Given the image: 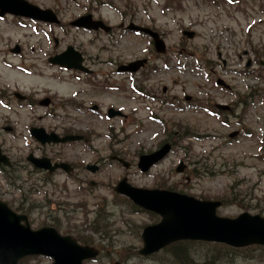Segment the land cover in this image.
<instances>
[{"label": "rangeland", "instance_id": "374dc122", "mask_svg": "<svg viewBox=\"0 0 264 264\" xmlns=\"http://www.w3.org/2000/svg\"><path fill=\"white\" fill-rule=\"evenodd\" d=\"M32 1L52 4V0ZM55 1L61 8L71 9L60 14L64 21L86 8L115 28L110 40L103 33L26 24L11 15L0 17V86L38 88V94L49 91L46 94L63 100L81 90L77 100L88 107L97 105L99 110L94 113L62 105L57 108V117L35 121L82 131L89 147L79 143L64 150L67 158L81 165L72 176L18 172L15 180L22 189L10 196L16 198L15 203L23 201L27 206L31 227L51 225L61 234L97 247L99 255L85 264H264V248L246 247L227 253L219 250L213 263L205 261L206 251L196 243L180 257L171 256L172 248L151 258L142 257L137 252L139 232L152 218L135 211L127 198L113 191L116 182L126 177L137 187L166 188L196 198L221 200L218 215L233 217L247 211L264 216V68L257 63L264 61V0ZM130 21L156 28L163 35L165 53L157 55L147 37L124 26L118 28L120 22L127 25ZM184 30L193 31V36H184ZM53 38L58 39V46ZM68 44L92 57L91 68L97 69V74L90 76L88 86L74 82L71 72L47 61L49 55ZM15 45L20 47L17 54L11 52ZM142 56L150 59L149 65L134 77L125 73L101 75ZM103 61L112 64H100ZM8 63L16 68L8 69ZM24 66L32 71L26 74L29 76L19 70H26ZM217 78L224 80L228 89L218 86ZM104 83L107 89L100 88ZM215 104L226 107L218 110ZM108 107L120 109L123 117L106 118ZM5 111L0 107L1 116ZM43 111L38 109L33 117L38 118ZM25 114L21 111L20 116L10 117L20 120L16 139L3 130L0 135V145L15 160L24 156L22 132L29 123ZM164 142L171 145L166 156L148 171H139L138 156ZM111 154L119 155L130 166L111 162ZM102 160L97 172L86 170L87 164ZM179 163L184 166L181 172L175 171ZM40 184L46 188L44 192L37 191ZM1 198L7 199L5 195ZM50 261L45 256H30L19 264Z\"/></svg>", "mask_w": 264, "mask_h": 264}, {"label": "water", "instance_id": "95a60500", "mask_svg": "<svg viewBox=\"0 0 264 264\" xmlns=\"http://www.w3.org/2000/svg\"><path fill=\"white\" fill-rule=\"evenodd\" d=\"M0 11V13L9 11L43 20L52 19L47 17L48 10L40 9L25 0H0ZM74 24L88 28L102 25L100 21H92L90 15L79 18ZM187 35L190 37L192 33L188 32ZM155 47L158 51L164 50L163 42L158 38L155 40ZM50 61L73 67L71 47L62 54L50 58ZM137 63L139 62L131 63L128 68L133 70ZM219 107L225 108V106ZM113 114L114 112L110 113ZM49 139L56 142L73 137L54 136ZM168 149L169 145L164 144L154 153L141 155L137 166L141 171H146L152 163L161 159ZM34 162L40 164V161ZM124 165L128 164L124 163ZM57 166L70 170L68 165L62 163L55 164L50 169ZM182 168L183 166L179 165L176 170L181 171ZM89 169L94 171L96 166H90ZM114 189L142 207L161 215L158 223L143 229V247L139 251L141 254L151 253L172 241L181 239L216 241L232 246L264 245V217L258 214L243 212L234 218L220 217L215 213L219 201L198 200L164 189L134 188L125 178H122ZM96 253L97 251L91 247L78 245L70 236L59 235L52 227L32 230L25 216L15 214L0 203V264H17L20 258L34 254L52 257L51 264H82L83 259L93 257Z\"/></svg>", "mask_w": 264, "mask_h": 264}, {"label": "flooded vegetation", "instance_id": "af4514ba", "mask_svg": "<svg viewBox=\"0 0 264 264\" xmlns=\"http://www.w3.org/2000/svg\"><path fill=\"white\" fill-rule=\"evenodd\" d=\"M31 3H34L36 5H38L40 8H46V9H50L51 13H49V17H53L54 21H42V20H38L37 18H33L30 16H13V18L17 19V18H21L24 21H29L30 23H39V24H45V25H51L53 27H59L60 26L62 28H65L66 26H69V28H72L76 31H84V32H96V33H103L104 37H106V39H113V35H114V26H109L107 29H96V30H90L81 26H76L72 24V21L81 16L82 14H92L94 11L92 9H84L82 14H79L77 17H71L70 15L67 17V20L64 21L61 19V15L63 12H70L71 9H63L60 7L59 3H57L55 0H52V4L51 5H43V4H37L32 0H28ZM58 1V0H57ZM9 14H3L1 16L5 17ZM13 15V14H12ZM92 17L97 18V19H101L100 17H95L92 15ZM102 20V19H101ZM103 21V20H102ZM106 25H108L107 22L103 21ZM138 25H141L139 23H136ZM150 27H153L150 25ZM118 28L123 29V22H120L118 24ZM140 34H144L142 32H140ZM53 42L55 43L56 46H58V39L57 38H53ZM69 45V44H68ZM74 47V49L78 50L80 52L81 55V59L80 62L82 64V66L87 68V71H83V70H77V69H71L69 71L72 72V77H73V81L77 82V83H83L85 86L90 83V76L91 75H96L97 74V69L95 68H91V62H92V57L87 55L85 53V50H83L82 48L74 45V44H70ZM64 49V48H63ZM63 49H59L58 51H55L51 54H58L60 53ZM79 54H77V57L80 56ZM76 56V54H75ZM146 62L143 64V67L146 68L149 65V58L146 57ZM103 65H110L112 64V62H107V61H103L102 63ZM102 71V70H101ZM117 70H112V72H109V70H107V72H101V75L104 77H108L110 74L115 73ZM34 76V75H31ZM77 79H74V78ZM88 86V85H87ZM40 89L38 88H31V89H21L19 90L18 88H7L6 86H0V107H2L3 109H6V111L4 112V116L0 115V135L2 134V130L3 132L9 136L12 137L14 139L17 138V130H16V125L20 126L21 129V125H20V120L19 118L16 121H13L10 119L11 116H20L21 111H23L25 114V119L29 120V123L26 122L24 124V129H23V136H24V140H25V144H24V151H23V158L21 160H15V158H12L11 153H9L2 145H0V156H5L9 162L8 169L16 171L18 169L21 170H26L28 167L31 168L32 171H36V172H41L44 173L45 175L50 176L55 174L56 172H62L63 170L61 168H57L54 170H50L49 167L52 166L55 163L58 162H66L68 163L71 167H72V171L68 172L70 173V176H72L74 174V172L77 170L78 167H81V165H78L76 163H72V160H70L69 158H67V154H65L64 150H68L69 148L73 147V141H66V142H53V141H47V139H49V137H54L53 134L51 133H55L56 137H62L63 135L66 134H71V135H76L77 136V140L81 141V142H85L86 141V134L83 133L82 131L79 130H74L72 128L67 127V125L65 126L64 124H59V125H43L41 122L40 123H36L35 121H42L46 116L48 117H57L56 115V111L57 108H61V106H71L73 108H76L78 110H85L86 108H88V106H85L83 102L78 101V93L81 95V93L83 91L79 90L78 92H72L71 97H68L63 100L60 98H53L52 95L46 94V93H50L49 91H44L42 94H38V91ZM57 101L59 104H56ZM98 108V106H97ZM96 108V109H97ZM38 109H44L43 113L41 115L38 116V118L33 117L36 112L38 111ZM90 109V107H89ZM95 109V110H96ZM63 127V128H62ZM36 129H41V130H36ZM15 130V132H13ZM4 138V137H2ZM21 140H23L22 136L20 138ZM9 140L8 138H4V141ZM40 140H43L40 141ZM44 157L46 158V160H40V164H42V167H38L36 165H34V162H32V159L35 158H41ZM48 164H46V163ZM2 163L0 162V167H1ZM18 189V185L15 184L12 181H8L5 183H1L0 182V198L1 196L5 195L7 199H3L5 201H7V203L9 204H15L16 199L11 197L10 194L15 192V190ZM9 196V198H8ZM26 206L23 204V201H21L19 203V210H17L16 212H20V210L22 211H26ZM27 215V214H26Z\"/></svg>", "mask_w": 264, "mask_h": 264}, {"label": "trees", "instance_id": "16d2710c", "mask_svg": "<svg viewBox=\"0 0 264 264\" xmlns=\"http://www.w3.org/2000/svg\"><path fill=\"white\" fill-rule=\"evenodd\" d=\"M98 233V232H97ZM100 233H98L99 235ZM105 239V238H104ZM193 242H176L171 244L170 246H168L167 248H172L173 252L171 254L172 257H180L182 255V252L188 248V246L190 244H192ZM196 244H202L204 249H205V261L207 262H216V260L218 259V253H220L221 251L219 250H223L226 253L227 252H234L235 249H231L229 247H226L224 245L221 244H215V243H202V242H195ZM213 262V263H214ZM211 264V263H209Z\"/></svg>", "mask_w": 264, "mask_h": 264}, {"label": "bare ground", "instance_id": "6f19581e", "mask_svg": "<svg viewBox=\"0 0 264 264\" xmlns=\"http://www.w3.org/2000/svg\"><path fill=\"white\" fill-rule=\"evenodd\" d=\"M11 68H12V66L11 65H9ZM199 135H201V134H199Z\"/></svg>", "mask_w": 264, "mask_h": 264}]
</instances>
